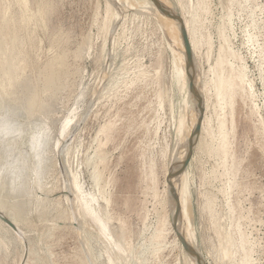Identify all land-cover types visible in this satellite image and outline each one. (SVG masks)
I'll use <instances>...</instances> for the list:
<instances>
[{"label":"rangeland","instance_id":"1","mask_svg":"<svg viewBox=\"0 0 264 264\" xmlns=\"http://www.w3.org/2000/svg\"><path fill=\"white\" fill-rule=\"evenodd\" d=\"M113 1L0 0V24L10 20L3 37H16L9 55L0 57V145H6L0 158V214L13 219L18 227L12 229L0 217V229L6 226L11 232L16 230L7 236L8 249L0 248V264H23L28 254L33 257L30 264H82V260L85 264L190 262L180 238L184 237L180 216L174 222L177 208L167 180L172 165L179 157L185 159L198 122L191 124L184 144L187 121L181 123L183 117L190 119L191 112L184 108L186 93L178 83L181 73L175 69L177 44L171 42L161 22L181 35L175 27L180 25L165 14H154L150 8L158 6L152 0ZM191 2L163 0L183 20L190 19L185 14ZM209 4L202 33L211 38L212 54L209 62L204 44L200 58L206 78L212 77L208 69L217 58L222 26L242 58L236 65L248 69L255 100L239 96L236 103L234 146L242 167L231 197L222 191L227 176L222 175L219 157L213 151L217 141L206 130L208 124H215L219 111L213 99L204 113L212 121L202 119L189 167L184 175L181 171L173 177L174 188L186 221L188 214L193 216L186 235L191 237L194 231V247L207 264L241 261L239 246L232 256L229 244H220L225 241V233L215 231L231 221L229 201L236 206L234 219L253 250L254 264H264V0H209ZM253 21L257 26H252ZM11 57L20 67L16 66L8 79ZM159 95L163 106L157 101ZM18 106L21 111L14 112L12 107ZM11 126L12 134L7 135ZM10 161L22 166L20 195L14 193L18 181L14 168L7 165ZM181 164L179 160V167ZM95 170L100 172L98 182H93ZM154 175L156 196L150 189ZM183 183L189 186L190 192L186 190L191 195L185 203L179 198ZM107 197L110 202L103 200ZM79 201L93 206V218L84 215ZM105 217L109 220L104 221ZM121 238L128 251L120 250Z\"/></svg>","mask_w":264,"mask_h":264},{"label":"bare ground","instance_id":"2","mask_svg":"<svg viewBox=\"0 0 264 264\" xmlns=\"http://www.w3.org/2000/svg\"><path fill=\"white\" fill-rule=\"evenodd\" d=\"M109 1V0H107ZM113 1V0H112ZM115 1V0H114ZM113 1V2H114ZM119 1V0H118ZM124 1V0H122ZM128 1V0H127ZM145 1V0H143ZM163 2V0H160ZM192 0H190L191 2ZM241 1V0H240ZM246 2H251L253 3L255 0H245ZM221 2V1H220ZM112 3V2H111ZM118 3V2H117ZM131 3V2H130ZM133 3V2H132ZM137 3V2H136ZM151 3V2H150ZM129 4V3H128ZM135 4V3H133ZM140 4V3H138ZM110 5V4H109ZM112 5V4H111ZM155 5V4H154ZM190 6V10L189 12H187L188 14H185V16L189 15L190 16V19H188L187 17L184 18L187 19L185 21L186 24V28H187V31H188V34H189V38H190V42L192 44V49H193V54H194V66L192 65V67H187V56H186V52H185V47H184V43H183V39H182V34L180 35L179 32H174L172 31L170 28V26H167L166 24L164 25L162 22L161 24L164 26L161 25V27H163L164 31L167 33H169L171 35V42H173V44H177V47H176V51H175V54H174V64H175V69L178 70L177 73H181V76L178 80V83L181 84V88H182V92H185L186 93V96H185V106L184 108L187 109L189 111V117L190 119L186 120V118L183 117V120H182V125H184V123H186V126H185V129L183 131V134H182V142L185 144L189 138V134H190V127H191V124L193 123V121L195 120H198V117H199V111H198V108H197V100H196V97L194 96L193 92L191 91L190 89V76L191 74L194 75L195 77V83H196V86L199 88L202 96H203V105H204V112H203V120L207 121V122H211L212 119L211 117H204V113H205V109L210 105V101L213 99L214 100V105L217 106V108H219V111L217 110L216 114V122L215 124L212 123V124H208L207 126V133L209 135H212L214 137V139H216L217 143L216 145L213 147V151L216 153V155L219 157V162H218V167H222L223 168V173L222 175H226L227 176V184L225 185V187L222 188V191L223 193H225L227 195V198H230L232 193H233V188L236 184V180H235V177L237 175V173L241 170V167H242V159L239 158V156L237 155V150H236V147L234 146V138L236 136V128H237V121H236V103L238 101V97L241 96L243 99L245 98H249L251 100H255L253 99V97L255 96V91L253 89V86L251 85V83L249 82V79H247V73L246 72V67L244 65H236V60H241V56L240 54L233 49V47L231 46V44L229 43L230 39L229 37L226 35L225 33V28H223L222 26H219V36H220V39H221V43H220V46H219V49H218V54H217V58H216V61L214 62L213 65L210 64V68L208 69L209 72L212 74V77L207 79L206 78V72L203 70V66H202V63H201V57H202V46L204 44H207V54L204 53L205 55V58L208 57V61L210 60V57H211V54H212V41H211V38L208 36V35H205L204 33H202V26L204 25L203 23V20H204V15H206L208 12H209V0H197V2L195 3H192L191 4H188ZM136 7V5H134ZM127 7V6H126ZM107 8V7H106ZM150 8V7H149ZM134 9V7H133ZM138 9V8H137ZM153 13H162L164 14L160 9L159 7H157V9H154V8H150ZM229 9V8H228ZM140 10V9H139ZM254 7L252 9V12L254 13ZM136 11V10H134ZM229 11V10H228ZM108 12V11H107ZM141 12V11H140ZM148 12V11H147ZM135 13V12H133ZM166 15V14H165ZM134 16V15H133ZM184 16V15H183ZM151 17V15L149 16ZM167 19H169L170 17L168 15H166ZM169 17V18H168ZM228 17L230 18V14H228ZM152 18V17H151ZM183 18V17H182ZM206 19V18H205ZM109 20V18H108ZM152 20V19H151ZM109 23V21H107ZM225 22V21H223ZM10 23V20H6L2 25L0 24V57H3L4 55H9L7 52H10L11 51V46L10 44H12V42L15 40V36H11V39L10 40H5L4 39V35H5V32H6V29L5 27ZM113 23V22H112ZM150 23V22H149ZM160 23V22H159ZM153 24V23H152ZM157 24V23H156ZM109 26V25H108ZM228 26V25H227ZM252 26L255 27L257 26V22L256 21H253L252 23ZM175 27H177V29L180 31V26L176 25ZM232 27V26H231ZM160 28V27H159ZM162 29V28H161ZM204 30V29H203ZM162 31V30H161ZM208 31V29H207ZM212 31V30H211ZM254 31V29H253ZM252 31V33H253ZM257 31V30H256ZM181 32V31H180ZM250 32V31H249ZM234 33V32H233ZM154 34V33H153ZM164 34V33H163ZM179 35V36H178ZM4 36V37H3ZM9 35H7L8 37ZM163 36V35H162ZM169 35H167L168 37ZM250 36V35H249ZM235 37V36H234ZM170 38V39H171ZM255 38V37H254ZM164 39V38H163ZM162 39V40H163ZM169 39V37H168ZM167 39V40H168ZM233 39V38H232ZM166 40V41H167ZM253 39H251L252 41ZM219 41V40H218ZM162 42V41H161ZM164 42V41H163ZM256 42V41H254ZM260 43V42H259ZM258 41H257V44H259ZM169 46H170V43L168 42ZM171 44V45H173ZM256 44V45H257ZM175 45H173L172 47H174ZM171 47V48H172ZM204 47V46H203ZM257 47V46H256ZM260 47V46H259ZM178 48V49H177ZM260 49V48H259ZM258 49V50H259ZM161 50V49H160ZM178 50V51H177ZM151 51V50H150ZM256 51V50H255ZM260 52V50H259ZM262 52V51H261ZM152 53V52H151ZM155 53V51H154ZM161 53V51H160ZM159 53V54H160ZM264 54V53H263ZM161 55V54H160ZM215 55V54H214ZM262 55V54H261ZM164 56V55H163ZM9 57V56H8ZM161 57V56H160ZM264 57V56H263ZM261 60V59H260ZM0 61H1V58H0ZM159 62V61H157ZM210 62V61H209ZM262 62V61H261ZM9 69H8V79H11L12 78V74H13V70L16 68V66H19L20 67V63L17 62V61H14L13 58L11 57L9 59ZM150 63V62H149ZM207 63V62H206ZM205 63V64H206ZM244 64V63H243ZM151 65V64H150ZM263 66V64H261ZM149 66V65H148ZM161 66V64H160ZM159 66V67H160ZM151 67V66H150ZM146 68V67H145ZM144 69V68H143ZM142 69V71H143ZM155 70H153L154 72ZM156 72H158L159 74V71H157L156 69ZM141 73V72H140ZM142 74V73H141ZM146 74V73H145ZM149 73H147L148 75ZM157 75V73L155 74ZM147 77V76H145ZM141 79H144V77H141ZM140 79V80H141ZM146 80V79H145ZM143 81V80H142ZM140 82V81H138ZM250 83V84H249ZM133 84V83H132ZM138 84V83H137ZM136 84V85H137ZM141 84V83H140ZM143 84V82H142ZM129 85V84H128ZM127 85V86H128ZM135 85V84H134ZM146 85V83H145ZM148 85V84H147ZM247 85H249L247 87ZM132 87V85H130ZM151 85H149L150 87ZM158 86V85H157ZM148 88V87H147ZM212 90H214V93H212ZM128 91V90H127ZM137 91V90H136ZM142 91V90H141ZM129 92H130V89H129ZM97 93V92H96ZM160 93V92H159ZM95 94V93H94ZM138 94V93H137ZM142 94V93H141ZM161 94V93H160ZM140 95V94H139ZM138 95V96H139ZM121 98V97H120ZM139 98V97H138ZM158 99L160 100V104L161 106L162 103H163V97L162 95H159V98H157V101ZM96 101V99H95ZM98 101V100H97ZM152 101V100H151ZM96 103V102H95ZM94 103V104H95ZM253 103V102H252ZM151 105V103H150ZM158 103H157V106H159ZM254 105V103H253ZM152 107V106H150ZM257 108V105L255 106ZM162 108V107H161ZM247 108V107H246ZM92 109V108H91ZM184 109V111H186ZM12 110L14 112H18V111H21L19 109V106H18V109H15L12 107ZM153 110V109H152ZM156 110V109H155ZM158 110H160V108H158ZM172 110V109H171ZM187 111V113H188ZM254 113H257L256 111H254ZM240 115V114H239ZM238 115V116H239ZM141 116V115H140ZM179 116V114H178ZM186 116V114H185ZM246 116V115H244ZM257 116V115H256ZM182 117V116H181ZM180 117V118H181ZM83 118V117H82ZM261 118V117H260ZM81 119V118H80ZM113 119V118H112ZM178 119V118H177ZM253 119V118H252ZM122 120V118H121ZM120 121V120H119ZM118 121V122H119ZM177 121V120H176ZM107 122V121H106ZM262 122V121H261ZM78 123V122H77ZM262 124V123H261ZM75 125V124H74ZM147 125V124H146ZM159 126V125H158ZM255 126V125H254ZM263 126V124H262ZM14 128V126H11L9 127V130H7L6 134L7 135H10L12 134V129ZM100 129V128H99ZM103 130V129H102ZM181 132V131H180ZM180 132H179V136H180ZM98 133V132H97ZM101 134V133H99ZM256 134V133H255ZM107 139V138H106ZM249 139V138H248ZM256 139V138H255ZM65 140V139H64ZM96 140V139H95ZM248 142V141H247ZM70 143V142H69ZM181 143V142H180ZM249 143V142H248ZM179 144V143H178ZM66 146V144H64ZM251 144L249 143V146ZM0 145V158H1V155H2V152H4V147L6 145ZM64 146V147H65ZM145 146V145H143ZM248 146V147H249ZM107 147V146H106ZM141 147V145H140ZM181 147V145H180ZM247 147V148H248ZM59 148V147H58ZM62 148V147H61ZM145 148V147H144ZM19 147L15 148V150H18ZM67 149V148H66ZM71 150V148H69ZM181 150V149H180ZM62 151V150H60ZM66 151V150H65ZM69 151V150H68ZM67 151V152H68ZM71 153V152H70ZM74 153V152H73ZM181 153V152H180ZM58 154V152H57ZM67 154V153H66ZM65 154V155H66ZM72 154V153H71ZM69 155V153H68ZM68 155H66L68 157ZM108 155V153H107ZM182 155V154H181ZM65 156V158H66ZM100 159L101 158H104V156H99ZM91 158V157H90ZM185 158V157H184ZM71 159V158H70ZM175 159V158H174ZM103 160V159H101ZM179 160L181 161V163L184 161V159H182L181 157H179V159L176 161V165L173 164L172 167L175 165V166H178L179 164ZM69 161V160H68ZM67 162V161H66ZM65 163V161H64ZM69 163V162H68ZM150 164V163H149ZM8 166H12L15 170L14 174L16 176V180L15 181H18L17 184L14 185V193H18L16 195H20L23 190V185L19 182L21 179V175L22 174V166H17V162H14L12 163V161L8 162L7 163ZM69 165V164H68ZM71 165H72V162H71ZM67 166V165H66ZM72 167V166H71ZM189 167V166H188ZM93 169V168H92ZM151 169V172L154 173L155 172V162L152 164V166L150 167ZM68 170V169H66ZM185 170V169H184ZM184 170L182 171L183 175H184ZM69 172V171H68ZM71 172V171H70ZM75 173V172H74ZM73 173V174H74ZM70 175V174H69ZM79 175V174H78ZM110 175V174H109ZM179 175V174H178ZM150 176V175H149ZM68 177V176H67ZM179 177V176H178ZM76 178V176H75ZM92 178H93V182H98V180L100 179V172L98 170H95L93 173H92ZM20 179V180H19ZM74 179V177L72 178ZM77 179L78 176H77ZM151 179V178H150ZM108 180V179H107ZM180 183L182 182V177H180ZM172 183L174 185V182H173V178H172ZM73 182V181H72ZM71 182V183H72ZM81 182V181H80ZM189 182V181H188ZM70 183V182H69ZM79 183V181H78ZM7 184V183H6ZM81 184V183H80ZM106 184V183H105ZM180 185V184H179ZM82 186V185H81ZM109 187V186H108ZM82 188V187H81ZM80 189V191H82V189ZM186 188L188 189L189 191V186L186 184H182V186L180 187V190H179V198H183L182 199V202L185 203L186 201H188V199L190 200V198H188V196L190 195L188 193V191L186 190ZM107 189V187L105 188ZM109 189V188H108ZM111 189V188H110ZM150 189L153 190V194L156 196L158 194V185H157V180L155 179V175L153 177V180L151 181V187ZM175 189V188H174ZM178 189V188H177ZM185 190L187 192H185ZM79 191V192H80ZM75 192V191H73ZM106 192V191H105ZM185 192V193H184ZM190 192V191H189ZM76 193V192H75ZM151 193V192H150ZM175 193H176V189H175ZM80 194V193H79ZM189 194V195H188ZM102 195V194H101ZM103 195L104 192H103ZM177 195V193H176ZM184 195V196H183ZM71 196V195H70ZM106 196V195H105ZM73 197V196H72ZM76 197V196H75ZM74 197V198H75ZM79 197V196H77ZM171 197L174 201V204L176 205V208L178 209L179 211V216H180V219H181V223H182V233L184 235V239L192 246H195V243H194V239L195 238V233L194 231L191 232V230L189 232L191 237H187L186 235V227L191 224V222H193L191 216L192 214H188L187 216V220L188 222L186 221V217L185 215L183 214L182 210H181V207H183V205L180 207V203H179V199H178V195H177V199L175 200L171 194ZM191 197V195H190ZM80 198V197H79ZM78 200H82L83 198H80ZM188 198V199H187ZM86 199V198H85ZM103 200H107L106 202H110V197L106 198V199H103ZM75 201V200H74ZM87 201V200H86ZM228 201V200H227ZM85 202V201H84ZM89 202V201H87ZM181 202V203H182ZM20 203V201H19ZM73 203V201H72ZM76 203H77V200H76ZM14 204H17V202H15ZM83 204V208H82V211L84 213V215L86 217L90 216L93 218L94 216V210H93V206L89 207L88 204L86 203H83L81 201H79L78 205L79 207H82ZM109 204V203H108ZM76 205V204H75ZM77 205V206H78ZM92 205V204H91ZM107 205V204H106ZM142 205V204H141ZM110 206V205H109ZM209 205L206 204L205 207L207 208ZM228 206H229V209H228V218H230L231 221H229L230 223H228L227 225H223L222 224V227H217L216 228V233L217 234H224L225 233V241H221V245L222 246H230L231 248V253H232V256H234V254L238 251V248H237V245L239 246V250L242 251L241 253L243 254L242 257H241V261L239 262V264H254V259H252V255L251 253L253 252L252 248L247 246V240H246V236L245 234L243 233L242 229H241V226L238 222H236V220L234 219V215H235V211H236V206L234 204H231V202L229 201L228 202ZM74 207V206H73ZM72 207V208H73ZM108 207V205H107ZM190 207V206H189ZM80 209V208H79ZM108 209V208H107ZM106 209V210H107ZM74 210V209H73ZM189 212V211H188ZM190 212H192L190 210ZM83 213H81L83 215ZM246 213V212H245ZM244 214V213H243ZM81 215V216H82ZM147 215V213H146ZM248 215V214H247ZM80 216V215H79ZM78 217V215H77ZM193 217V216H192ZM246 217V216H245ZM89 218V217H88ZM147 218V217H146ZM82 219V218H81ZM13 220V219H12ZM78 220V219H77ZM83 220V219H82ZM86 220V219H85ZM90 220V219H89ZM109 218L108 217H105L104 218V221H108ZM146 220V219H145ZM84 221V220H83ZM88 221V220H87ZM85 221V222H87ZM91 221V220H90ZM94 221V220H93ZM99 222L100 224H103L105 225V222L103 220H96L95 219V222ZM89 222V221H88ZM96 222V223H97ZM92 223V221H91ZM94 223V222H93ZM95 223V224H96ZM119 223V222H118ZM125 223V222H123ZM187 223H189L187 225ZM3 224V223H2ZM89 224V223H88ZM86 223V225H88ZM7 225V224H6ZM85 225V224H84ZM85 225V226H86ZM91 225V224H90ZM8 226V225H7ZM93 226V225H92ZM3 228V225L0 226V228ZM11 227V226H10ZM10 227H9V230H10ZM89 227V226H88ZM98 227V226H97ZM5 228H7L5 226ZM0 229V248H6L8 249V241H7V236L9 235H12L13 233H16V230H13L12 232L9 231L8 229ZM18 228V227H17ZM123 228V227H122ZM121 228V230H122ZM190 228H192L190 226ZM13 229V228H12ZM193 229V228H192ZM124 230V228H123ZM122 230V231H123ZM189 230V228H188ZM21 232V231H20ZM86 233H87V230H86ZM22 235V234H21ZM107 236H109V234L107 233L106 234ZM122 235V233H121ZM106 236V237H107ZM123 237H124V232H123ZM87 239V238H86ZM123 238L119 239V248L120 250H122L123 252L125 251H128L129 248L128 247H125L124 246V243L122 241ZM88 241V240H87ZM258 241V240H257ZM85 242V241H84ZM88 243V242H87ZM111 244V243H110ZM85 245V244H84ZM256 245V244H255ZM112 246V249H114V244H111ZM133 246V245H132ZM258 246V245H257ZM86 247V245L84 246ZM89 247V246H88ZM256 248V247H255ZM52 249V248H51ZM87 248H85L86 250ZM112 250V251H113ZM90 251V250H89ZM185 253V256H187L186 258L188 259V257L190 258V262L189 264H196L194 259H193V256H191L190 254L187 253V251L184 252ZM87 255V254H86ZM90 255V253H89ZM237 255V254H236ZM255 255V254H254ZM87 258V257H86ZM33 259L32 257V254H28V258L25 260V262H23V264H30V261ZM256 259V258H255ZM90 260V259H89ZM73 261V260H72ZM112 261H114V259L112 258ZM74 262V261H73ZM82 264H85V262L80 261ZM187 262V261H186ZM260 262V261H258ZM188 264V263H187Z\"/></svg>","mask_w":264,"mask_h":264},{"label":"water","instance_id":"3","mask_svg":"<svg viewBox=\"0 0 264 264\" xmlns=\"http://www.w3.org/2000/svg\"><path fill=\"white\" fill-rule=\"evenodd\" d=\"M152 1H154V3L159 7V9L164 14L175 19L179 23L180 31L182 34V39H183V43H184V47H185V52H186V56H187V65L186 66L188 68L192 67V65L194 66V54H193L192 44L190 42L189 34H188V31H187V28H186V25H185V22H184L182 16L178 13V11L172 10L169 7H167L162 1H160V0H152ZM190 89L193 92V94L197 100V108L199 111V117H198V122H197V124H196V126H195V128L191 134L190 139H189L188 152H187V155H186L184 161L182 162L180 167H179V165L175 166L176 164L173 167H171V169L167 175V180H168V183L170 185V192H171V194L175 200L177 199V195L175 193L174 185H173L171 180L174 176L179 174V172L186 169V167L190 163V160H191V157H192L195 145H196V140H197L199 133H200V130H201L203 112H204L203 96H202L199 88L196 86L195 77L192 74L190 76ZM178 216H179V211L177 209V211L174 215V222H176ZM0 217L9 226H11L14 229H17L16 225L14 224V222L10 218L6 217L4 214H0ZM180 238H181V241H182L183 246L186 249L187 253L195 258L197 264H207L205 259L202 256V254L200 253V251L196 247L190 245L184 239V237L182 235H180Z\"/></svg>","mask_w":264,"mask_h":264}]
</instances>
